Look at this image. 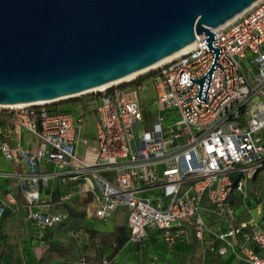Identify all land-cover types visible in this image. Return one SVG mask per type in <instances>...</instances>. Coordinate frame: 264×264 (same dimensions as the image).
I'll use <instances>...</instances> for the list:
<instances>
[{"label": "built area", "instance_id": "2783aa9c", "mask_svg": "<svg viewBox=\"0 0 264 264\" xmlns=\"http://www.w3.org/2000/svg\"><path fill=\"white\" fill-rule=\"evenodd\" d=\"M211 30L212 47L203 32L196 34L189 50L146 70L142 82H134L137 74L76 95L93 94L97 119L91 146L81 136L84 114L76 122L71 111H51L46 103L0 105V134L7 120L13 123L7 134L22 127L38 139L32 149H13L0 140V154L13 160L16 152L25 165L15 176L27 221L40 232L60 223L65 215L48 211L40 190L50 179L81 175L98 188L96 217L105 220L127 208L131 242L156 229L170 244L190 220L197 238L209 231L219 240L214 247L219 254L234 250L248 264H264V230L256 223L240 221L215 231L200 214L206 198L211 212L232 215L231 195H245L246 182L264 167V0ZM146 82L158 113L149 128L135 132L145 121L140 99ZM43 161L55 170L45 171ZM6 176L0 172V178ZM16 211L15 196L5 192L0 218Z\"/></svg>", "mask_w": 264, "mask_h": 264}, {"label": "water", "instance_id": "95a60500", "mask_svg": "<svg viewBox=\"0 0 264 264\" xmlns=\"http://www.w3.org/2000/svg\"><path fill=\"white\" fill-rule=\"evenodd\" d=\"M256 1L0 0V105L74 97L151 66L202 32L212 47L211 28Z\"/></svg>", "mask_w": 264, "mask_h": 264}, {"label": "crops", "instance_id": "0c3cea01", "mask_svg": "<svg viewBox=\"0 0 264 264\" xmlns=\"http://www.w3.org/2000/svg\"><path fill=\"white\" fill-rule=\"evenodd\" d=\"M8 126L13 123L3 120L0 140L6 139L13 149H32L37 145V137L25 128L17 127V132L9 135ZM14 154L8 168L0 165V172L8 174L0 178V196L4 198L9 191L17 204L16 212H7L0 218V264H99L103 260L104 264H248L234 250L219 254L214 247L220 242L209 231L202 239L197 238L190 220L184 221L170 244L156 229H149L141 242L129 241L127 208L119 207L105 220L96 217L98 188L94 182L88 185L81 175L60 176L42 186L40 197L49 203L47 210L65 218L40 232L26 220L20 182L15 176L25 170V165ZM5 160L0 154V163ZM41 167L47 172L55 170L46 161ZM230 205L237 216L238 207ZM210 209L209 201L202 199L200 214L206 226L215 231L227 230L224 218ZM257 227L264 230V226Z\"/></svg>", "mask_w": 264, "mask_h": 264}, {"label": "rangeland", "instance_id": "374dc122", "mask_svg": "<svg viewBox=\"0 0 264 264\" xmlns=\"http://www.w3.org/2000/svg\"><path fill=\"white\" fill-rule=\"evenodd\" d=\"M244 65V62H242ZM148 72L138 73V76L146 75ZM144 90L141 92L140 104L144 108L145 121L138 124L135 132L140 131L143 128H149L152 119L158 113L156 105L150 104L152 102L153 91L148 87V82L145 84ZM92 93L82 94L80 96H74L73 98L60 99L51 103H46L48 107H57V109H72L71 112L74 116L75 121L82 114L85 115V120L82 123L81 136L89 138L90 146L96 135V111L94 110V104L90 102ZM82 99L83 104L78 103V100ZM77 102V103H76ZM172 121V119L165 118V123ZM87 146L86 148H89ZM82 148L80 147V154ZM4 157V156H3ZM6 159V158H5ZM0 165L6 166L7 168L11 165L8 159L1 162ZM247 188L245 195L232 194L230 197V204L238 207L239 214L235 216L234 214H226L224 220L225 223L237 224L240 221H251L256 223L257 226H264V167L258 171L254 178L246 182ZM151 195L150 193H147ZM97 195V194H96ZM166 244H169L165 242Z\"/></svg>", "mask_w": 264, "mask_h": 264}, {"label": "bare ground", "instance_id": "6f19581e", "mask_svg": "<svg viewBox=\"0 0 264 264\" xmlns=\"http://www.w3.org/2000/svg\"><path fill=\"white\" fill-rule=\"evenodd\" d=\"M253 4H255V2H254ZM253 4H252V5H253ZM252 5H251V6H252ZM248 8H249V7H248ZM234 18H235V17H234ZM232 19H233V18H232ZM232 19H231V20H232ZM231 20L227 21L225 24H227V23L230 22ZM225 24H223V25H225ZM223 25H220V27L223 26ZM193 45H194V43L192 42V43L188 44L187 46H185L184 48H182L181 50H179V51H177V52H174L173 54L164 57L163 59H161V60H159L158 62L152 64L151 66L146 67V68H143V69L138 70V71H136V72H133V73H131V74H129V75H127V76L121 78V79H118V80L112 81V82H110V83H108V84H114V83H117V82H119V81H123V80L130 79V78L134 77L135 75H137L138 73H141V72H143V71H146V70H148V69H150V68H153V67H155V66H157V65H160V64H162V63H164V62H166V61H168V60H170V59H173V58L177 57V56L180 55L181 53H183V52L189 50ZM100 87H101V86H99V87H95V88H91V89H88V90H86V91H84V92L91 91V90H94V89H99ZM64 97H65V96H64ZM44 102H45V101H39V102H35V103H44ZM27 104H30V103H20V104H16V105H8V106H19V105H27Z\"/></svg>", "mask_w": 264, "mask_h": 264}, {"label": "trees", "instance_id": "16d2710c", "mask_svg": "<svg viewBox=\"0 0 264 264\" xmlns=\"http://www.w3.org/2000/svg\"><path fill=\"white\" fill-rule=\"evenodd\" d=\"M148 75H149V74L138 76V77L135 79L134 82H135V83L142 82V81H144L145 79H147ZM70 98H73V97H70ZM74 100H78V103L83 104L82 99L77 98V99H74ZM76 103H77V102H76ZM48 109L51 110V111H57V110H58V111H71V110H72V109H62V110H60V109H57V107H49V106H48Z\"/></svg>", "mask_w": 264, "mask_h": 264}]
</instances>
